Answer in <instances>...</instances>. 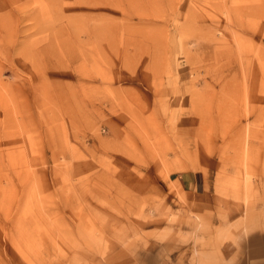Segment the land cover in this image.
Here are the masks:
<instances>
[{
  "label": "rangeland",
  "instance_id": "1",
  "mask_svg": "<svg viewBox=\"0 0 264 264\" xmlns=\"http://www.w3.org/2000/svg\"><path fill=\"white\" fill-rule=\"evenodd\" d=\"M245 77L264 0H0V264H170L175 170L244 192Z\"/></svg>",
  "mask_w": 264,
  "mask_h": 264
},
{
  "label": "crops",
  "instance_id": "2",
  "mask_svg": "<svg viewBox=\"0 0 264 264\" xmlns=\"http://www.w3.org/2000/svg\"><path fill=\"white\" fill-rule=\"evenodd\" d=\"M256 80L258 77H245V81L250 82L245 96L247 116L244 124L242 121L247 137L242 153L239 151L245 162L244 192L236 193L233 198L232 193L227 195L218 189L217 174L211 182L210 169L206 173L187 168L181 172L175 170L172 174L175 177L169 178L181 198L175 202L179 204L178 210L183 211L180 227L194 226L190 234L185 230L179 234L180 239L193 236L192 244L181 247V254L171 255L170 264H209L204 260L207 256L225 259V262L219 260L210 264H264L261 260L264 258V121L260 122V127L256 123L260 112L264 113L263 109H258V105L264 104V97L262 91L257 95L253 89L251 83ZM204 227L213 232L203 233ZM223 227H227L228 232L216 233Z\"/></svg>",
  "mask_w": 264,
  "mask_h": 264
}]
</instances>
